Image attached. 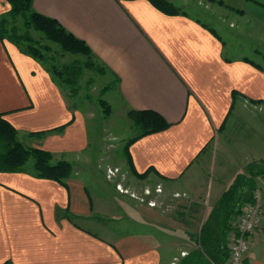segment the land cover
I'll return each instance as SVG.
<instances>
[{
    "label": "crops",
    "instance_id": "1",
    "mask_svg": "<svg viewBox=\"0 0 264 264\" xmlns=\"http://www.w3.org/2000/svg\"><path fill=\"white\" fill-rule=\"evenodd\" d=\"M170 1L178 12L149 0H33L88 43L118 82L125 111L153 110L171 124L129 145L132 174L148 171L137 179L145 184L133 183L143 194L158 185L166 194L195 193L194 164L232 111L257 103L264 118V0H200L212 23L184 8L194 0ZM10 9L0 0V16ZM0 113L22 141L54 160L86 157L84 112L69 105L42 62L1 36ZM94 182L74 165L65 184L35 176L28 165L0 171V264H177L181 251L188 253L183 221L116 187L95 191ZM212 182L210 211L230 185ZM258 183L263 187L264 178ZM259 204L262 222L249 236L247 264H264V197Z\"/></svg>",
    "mask_w": 264,
    "mask_h": 264
},
{
    "label": "rangeland",
    "instance_id": "2",
    "mask_svg": "<svg viewBox=\"0 0 264 264\" xmlns=\"http://www.w3.org/2000/svg\"><path fill=\"white\" fill-rule=\"evenodd\" d=\"M199 2L200 0H194L192 7L184 8L190 12L192 10L195 15L212 23L211 19H215V17L212 14L210 16L208 11L203 12ZM219 4L224 5L221 1ZM175 6L179 8L176 4ZM6 26L10 32L15 29L14 32L17 35H24L28 31L34 39L42 42L43 45L50 46V50L41 48L47 57V61L44 63L47 68L52 63L61 66L71 63L76 58L88 60L83 55L63 53L58 46L48 42L40 32L25 27L22 18H8ZM38 47H41L40 44ZM95 63L97 66H101L96 61ZM75 89L76 93H72L68 87L64 89V92L69 105L74 109L81 110L86 115L90 140L89 147L85 152L86 157L79 160L72 159L74 169L77 166L78 170L85 172L92 181L94 177L95 191L103 189L107 185L116 191V187L120 192L132 194L134 199L141 203L149 204L151 200H154L155 206L165 214L183 221L191 234V237H188L190 244L183 246L188 250V253L182 256L181 251L177 256V264H183L189 253L193 251V247H196L195 237L199 235L201 222L206 220L211 212L207 198L210 183L222 178L224 184L231 185V178L236 177V174L242 171L245 173L249 163L264 161V159H254L258 154L264 152L262 109L255 105L257 103L244 102L242 107L232 111L227 124L216 134L212 143L194 164L190 178L198 191L193 194L189 191L188 193L181 191L166 194L156 193L150 187L151 194H146V192L143 194V189L141 191L139 186L133 187V183L136 185L145 183L137 180L141 178L135 173L132 174L127 155L128 141L138 133V128L124 109L118 82L108 71H99L97 67H85L82 68ZM102 100L106 101L109 111H106L101 103ZM24 138L28 141L31 139L30 136ZM19 140L26 146L32 147L22 141L20 137ZM250 156L253 159H250ZM262 164L260 163V165ZM26 165L33 167V159H30ZM128 188L132 191H129Z\"/></svg>",
    "mask_w": 264,
    "mask_h": 264
},
{
    "label": "trees",
    "instance_id": "3",
    "mask_svg": "<svg viewBox=\"0 0 264 264\" xmlns=\"http://www.w3.org/2000/svg\"><path fill=\"white\" fill-rule=\"evenodd\" d=\"M11 9L8 13L0 16V36L18 44L22 50L38 59L43 64L47 57L41 48L50 50V46L34 39L27 31L24 35H17L10 32L6 26L8 18H22L25 27L35 29L53 45L59 47L63 53L83 55L88 60L74 59L71 63L58 65L50 64L48 69L52 73L59 86L64 90L67 87L72 93H76L75 85L81 75L82 68L97 67L99 71H106L96 59L93 50L88 43L67 30L56 18L44 15L34 8L33 0H8ZM158 9L166 13H176L180 9L170 0H149ZM40 44V48L38 45ZM95 61L101 66H97ZM45 65V64H44ZM106 111L109 106L106 101H101ZM128 115L138 128V133L128 141L129 145L138 138L167 129L171 124L158 112L153 110L128 111ZM61 125L54 130L63 128ZM51 130L33 132L36 135H43ZM18 129L0 113V171L18 172L23 171L26 163L33 159L34 174L37 177L56 180L62 184L71 177L73 165L65 159L54 160L51 151L39 148L28 147L19 140ZM127 148L128 162L133 168V161ZM260 163H263L260 165ZM251 162L245 173H239L232 184L223 192L220 199L212 208L207 219L200 228L197 236V249L184 260L183 264H210V260L216 264H223L228 260L230 251L228 237L233 230V220L243 206L247 203H254V191L259 187L258 181L264 178V161ZM134 173L143 178L146 173ZM11 264V263H6Z\"/></svg>",
    "mask_w": 264,
    "mask_h": 264
},
{
    "label": "built area",
    "instance_id": "4",
    "mask_svg": "<svg viewBox=\"0 0 264 264\" xmlns=\"http://www.w3.org/2000/svg\"><path fill=\"white\" fill-rule=\"evenodd\" d=\"M156 192H162L161 185L155 189ZM146 194H151L149 188L145 190ZM255 202L247 203L242 210L235 215L233 220V230L228 237L229 257L223 264H247V257L250 250L249 236L260 227L262 215L260 210V199L264 197V186L255 189ZM150 205L155 206L156 202L151 200ZM185 255V252H183ZM210 264H216L210 260Z\"/></svg>",
    "mask_w": 264,
    "mask_h": 264
}]
</instances>
